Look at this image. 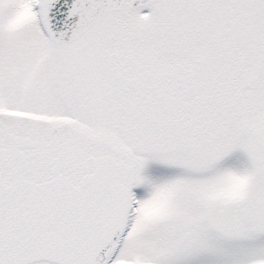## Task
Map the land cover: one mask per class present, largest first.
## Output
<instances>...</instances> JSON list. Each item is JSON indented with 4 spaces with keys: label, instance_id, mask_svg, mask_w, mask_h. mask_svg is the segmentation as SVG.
Wrapping results in <instances>:
<instances>
[{
    "label": "snow or ice",
    "instance_id": "1",
    "mask_svg": "<svg viewBox=\"0 0 264 264\" xmlns=\"http://www.w3.org/2000/svg\"><path fill=\"white\" fill-rule=\"evenodd\" d=\"M0 264H264V0H0Z\"/></svg>",
    "mask_w": 264,
    "mask_h": 264
}]
</instances>
